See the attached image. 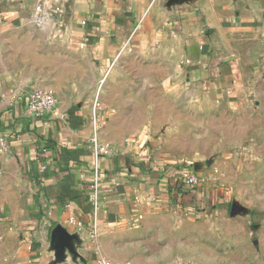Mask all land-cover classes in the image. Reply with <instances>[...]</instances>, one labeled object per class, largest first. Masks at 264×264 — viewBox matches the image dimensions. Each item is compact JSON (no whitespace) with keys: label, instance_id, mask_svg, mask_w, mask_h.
Segmentation results:
<instances>
[{"label":"crops","instance_id":"0c3cea01","mask_svg":"<svg viewBox=\"0 0 264 264\" xmlns=\"http://www.w3.org/2000/svg\"><path fill=\"white\" fill-rule=\"evenodd\" d=\"M38 9L48 24L28 29ZM25 29L40 50L21 73L4 43ZM184 83L246 128L264 100V0H0V264H54L57 225L88 264H130L164 217L193 214L206 196L174 187L183 138L159 120L194 117L162 103ZM36 90L57 98L44 118Z\"/></svg>","mask_w":264,"mask_h":264},{"label":"rangeland","instance_id":"374dc122","mask_svg":"<svg viewBox=\"0 0 264 264\" xmlns=\"http://www.w3.org/2000/svg\"><path fill=\"white\" fill-rule=\"evenodd\" d=\"M47 24L34 17L27 27ZM28 31L15 30L4 43L11 52L12 69L21 73L30 71L27 61L32 63L36 48L40 50V41H32ZM105 75L99 79V93L106 86ZM189 92L184 83L178 100L162 103L184 113L194 109V117L168 113L159 120L164 118L163 124L172 120L171 125L165 123L170 130L164 135L183 138L173 154L195 166L206 197L195 202L200 212L164 217L159 233L148 235L128 254L130 264H264V100L256 105L262 109L258 115L249 117L246 128L235 133L234 115H214L221 104L205 93L183 98Z\"/></svg>","mask_w":264,"mask_h":264},{"label":"built area","instance_id":"2783aa9c","mask_svg":"<svg viewBox=\"0 0 264 264\" xmlns=\"http://www.w3.org/2000/svg\"><path fill=\"white\" fill-rule=\"evenodd\" d=\"M41 9L37 10L36 20L43 21ZM35 16V17H36ZM26 105L29 112L37 118H44L51 113L57 106V98L49 92L43 90H36L28 94L26 97ZM95 148H98V141L96 137L93 139ZM176 166V173L171 177L174 187L181 192L194 193L201 190V182L198 177L197 169L193 164L182 163L174 164ZM78 228H82L83 224L79 222ZM97 264H107L105 261H98Z\"/></svg>","mask_w":264,"mask_h":264},{"label":"water","instance_id":"95a60500","mask_svg":"<svg viewBox=\"0 0 264 264\" xmlns=\"http://www.w3.org/2000/svg\"><path fill=\"white\" fill-rule=\"evenodd\" d=\"M83 243L78 234L70 233L62 225H57L51 236V250L55 254L54 264H64L68 257L74 263L88 264L80 253Z\"/></svg>","mask_w":264,"mask_h":264}]
</instances>
